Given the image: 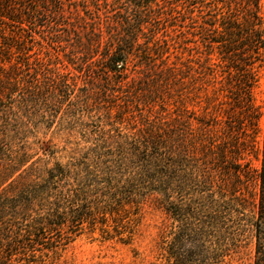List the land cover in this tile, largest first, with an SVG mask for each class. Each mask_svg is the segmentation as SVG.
Masks as SVG:
<instances>
[{
	"label": "trees",
	"instance_id": "trees-1",
	"mask_svg": "<svg viewBox=\"0 0 264 264\" xmlns=\"http://www.w3.org/2000/svg\"><path fill=\"white\" fill-rule=\"evenodd\" d=\"M66 1L0 0V264L70 219L73 211L59 212L56 201L88 200L93 185L118 172L145 197L155 194L177 221L181 242L246 227L252 264H264V109L259 129L252 94L264 67L261 0H186L189 13L198 5L205 12L192 27L204 57L174 60L163 28L175 24L176 7L92 0L79 16L77 40V0ZM63 105L80 108L101 166L78 168L77 188L67 182L52 198L63 167L46 169L40 155L49 154V140L36 129ZM255 152L260 165L253 170L244 159ZM113 193L108 208L119 202ZM96 209L82 218L92 224Z\"/></svg>",
	"mask_w": 264,
	"mask_h": 264
},
{
	"label": "rangeland",
	"instance_id": "rangeland-1",
	"mask_svg": "<svg viewBox=\"0 0 264 264\" xmlns=\"http://www.w3.org/2000/svg\"><path fill=\"white\" fill-rule=\"evenodd\" d=\"M108 2L112 0H106ZM163 2L161 7L166 10L169 6L176 7L180 13L173 12L172 26L163 28L170 44L169 59L174 55L195 59L204 57V52L196 47L197 37L192 33V27H198L201 15L205 12L198 5L191 13L188 11L186 0H158ZM213 1V0H208ZM66 2H69L68 0ZM88 9H85V7ZM68 8V6H67ZM264 11V0H261ZM92 10V0H77V40L83 36L80 25V15L84 10ZM89 10V11H91ZM88 11V12H89ZM166 15V14H165ZM68 17L76 20L74 14ZM193 17V18H192ZM193 20V22H192ZM72 21V20H71ZM192 23V24H191ZM42 35L49 38L48 29ZM196 38H195V37ZM196 41V42H195ZM73 71V69L70 67ZM79 80V78H77ZM253 104L261 114L258 128L263 125L264 109V67L258 70V80L252 90ZM193 103V102H192ZM196 114L202 108L197 104H187ZM65 108L63 105L55 112L51 121L45 126H39L37 136L49 140L46 156L42 162L47 168L57 164L63 167V177L52 186L50 195H55V187L63 186L66 190L67 182L77 188L73 179L78 168H90L94 171L99 164L95 163L90 152L93 145L88 130L78 121L81 110ZM91 129L90 127H87ZM260 132L255 136L254 148H260ZM29 141L33 140L31 133L27 134ZM251 169L260 165V153H250L245 156ZM55 180V179H54ZM140 182V179H139ZM89 190L88 200L85 196H73L55 202L59 212L68 209L72 212L70 219L60 226L54 225L47 231L43 239L33 241L29 250L17 248V253L11 257V264H252L254 258V239L248 228L242 231L233 228L214 235H196L194 242L185 236L181 242V233L177 228V221L154 199V195L145 197L144 190L135 180H128L123 172L111 174L106 181H98ZM97 192V193H96ZM114 192V198H120L116 206L106 207L109 193ZM63 193V192H62ZM75 194V193H74ZM97 194V196H96ZM132 197L134 202L128 204L125 199ZM51 198V199H52ZM98 207L93 213L95 220L91 224L84 215L90 212L88 208ZM62 209V210H61ZM69 215V214H68ZM77 215V218L74 217ZM73 218V219H71ZM82 218V222H81ZM84 219V220H83ZM71 221V222H69ZM74 221V222H72ZM50 222H56L55 218ZM66 235H70L65 240ZM31 249V250H30ZM182 253V255H179ZM9 263V262H8Z\"/></svg>",
	"mask_w": 264,
	"mask_h": 264
}]
</instances>
